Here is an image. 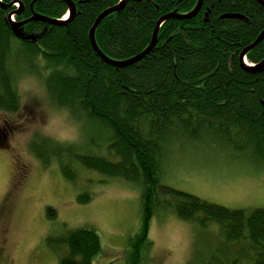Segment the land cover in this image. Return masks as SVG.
I'll list each match as a JSON object with an SVG mask.
<instances>
[{"label":"trees","instance_id":"trees-1","mask_svg":"<svg viewBox=\"0 0 264 264\" xmlns=\"http://www.w3.org/2000/svg\"><path fill=\"white\" fill-rule=\"evenodd\" d=\"M1 1L0 108L14 111L19 106L14 84L20 76L13 60L38 73L35 58L40 57L48 65H64L45 81L52 98L71 105L79 119L103 128L109 141L106 156L37 138L32 142L35 154L46 164L58 162L73 182L71 166L76 163L143 186V217L126 264L143 263L148 224L160 205L158 186L169 197L163 203L180 219L202 228L219 226L225 246L208 264H264V207L235 209L208 202L161 184L159 176L164 150L174 139L194 141L206 133L235 151L264 152V68L247 69L240 61L242 51L264 32V0H203L196 12L199 0H126L95 31L96 43L113 61L125 62L146 51L160 19L171 15L162 22L155 46L128 65L103 60L90 39L100 14L121 0H72L74 17L61 25L28 22L19 28L33 36L27 39L18 37L6 18L17 6L4 5L21 4L18 22L31 18L32 9L62 19L68 13L66 0ZM246 58L253 65L264 59V37ZM47 216L53 219L56 212L50 209ZM48 245L58 253L59 264H93L102 251L101 237L92 228L48 238Z\"/></svg>","mask_w":264,"mask_h":264},{"label":"rangeland","instance_id":"rangeland-1","mask_svg":"<svg viewBox=\"0 0 264 264\" xmlns=\"http://www.w3.org/2000/svg\"><path fill=\"white\" fill-rule=\"evenodd\" d=\"M13 65L18 66L14 73L20 77L34 73L21 60L14 59ZM14 128L7 120L0 127L4 137L0 144V264H59L48 238L79 228H92L101 237L102 251L93 264H126L129 243L135 240L143 217L142 184L108 178L76 163L71 166L76 180L70 181L58 162L46 164L32 144L30 158L15 149L9 143ZM106 135L103 128L85 119L81 139L73 145L80 153L107 156ZM159 176L161 184L208 202L235 209L264 207V152L235 151L224 140L206 133L194 141L174 139L164 150ZM157 188L160 205L148 224L145 242L149 245L142 264H171L175 253L164 226L173 221L188 226L186 232L181 228L178 233L188 241L187 253H181L185 264H208L225 246L219 226L202 228L180 219L163 203L169 197ZM88 194V202L79 200ZM50 209L56 212L53 219L47 216Z\"/></svg>","mask_w":264,"mask_h":264},{"label":"clouds","instance_id":"clouds-1","mask_svg":"<svg viewBox=\"0 0 264 264\" xmlns=\"http://www.w3.org/2000/svg\"><path fill=\"white\" fill-rule=\"evenodd\" d=\"M19 45V42H16ZM38 73H28L15 81L14 87L19 97V106L14 111L0 109V127L5 120L15 125L9 136V143L23 156L30 158V145L37 138L65 145L81 139L82 120L69 104L57 103L45 83L55 70H63L64 65H48L47 61L36 57ZM32 107V111L28 108ZM181 228L187 231L184 221H173L164 226L165 236L172 241L169 247L175 253L171 264H185L188 241L178 235Z\"/></svg>","mask_w":264,"mask_h":264},{"label":"water","instance_id":"water-1","mask_svg":"<svg viewBox=\"0 0 264 264\" xmlns=\"http://www.w3.org/2000/svg\"><path fill=\"white\" fill-rule=\"evenodd\" d=\"M1 2V1H0ZM66 3L68 5V17L67 19H54V18H50V17H47V16H44V15H40L38 14L37 12H35L33 9H32V12H33V16L29 19H26V20H23L21 23L18 24L17 28L14 29L15 30V34L18 36V37H23L25 39L27 38H32L33 36L30 35V36H25L24 33L19 29L21 26L25 25L26 23L28 22H31V21H35V20H39V21H44V22H48V23H52V24H58V25H61V24H64L66 23L69 19H71L72 17H74L75 13H76V5L74 3V1L72 0H66ZM126 3V0H121V2L118 4V5H115L111 8H108L106 9L104 12H102L100 14V16L97 18V20L95 21L93 27L91 28L90 30V39H91V42H92V45H93V48L95 49V51L98 53V55L101 56V58L103 60H105L106 62L108 63H112L114 65H128V64H132L138 60H140L148 51H150L156 44V40H157V33H158V30L162 24L163 21H165L167 18H169L171 15L169 16H165L163 18L160 19V21L158 22V26L157 28L155 29V32H154V35H153V39H152V42L149 46V48L144 51L142 54L136 56V57H133L131 58L130 60L128 61H125V62H117V61H113L111 60L110 58H108L103 52L102 50L100 49V47L98 46V44L96 43V40H95V31L97 29V27L99 26V24L102 22V20L109 14L117 11V10H120L124 7ZM203 3V0H199V4L197 6V8L194 10V12L198 11L201 7ZM21 6V4H20ZM20 13L21 12V9H16L12 12L9 13V15L6 17V18H9L13 13ZM172 16H176V15H172ZM264 37V32L256 39V41L251 44L250 46L246 47L242 53L240 54V61H241V64L247 68V69H257V70H262L264 68V59L258 64V65H255V66H248L246 64V54L251 50L253 49L254 47H256L260 42L261 40L263 39Z\"/></svg>","mask_w":264,"mask_h":264},{"label":"bare ground","instance_id":"bare-ground-1","mask_svg":"<svg viewBox=\"0 0 264 264\" xmlns=\"http://www.w3.org/2000/svg\"><path fill=\"white\" fill-rule=\"evenodd\" d=\"M1 1V0H0ZM1 3H2V1H1ZM18 2H14V3H12V4H9V5H4V7H6V8H10V7H12V6H17L18 7ZM17 14H19V13H13L9 18H7L8 19V21L13 25V27L16 29L17 28V26H18V24L19 23H21V22H18L16 19H15V15H17ZM69 15L67 14L66 16H65V18L64 19H67V18H69L68 17ZM155 32V31H154ZM154 35V34H153ZM153 39V38H152ZM248 43V42H247ZM246 64L248 65V66H253V64H250L247 60H246ZM251 251V250H250Z\"/></svg>","mask_w":264,"mask_h":264},{"label":"snow or ice","instance_id":"snow-or-ice-1","mask_svg":"<svg viewBox=\"0 0 264 264\" xmlns=\"http://www.w3.org/2000/svg\"><path fill=\"white\" fill-rule=\"evenodd\" d=\"M3 140H4V137H3V135H2V134H0V144H2V143H3Z\"/></svg>","mask_w":264,"mask_h":264}]
</instances>
